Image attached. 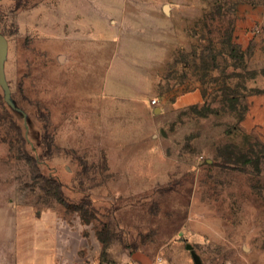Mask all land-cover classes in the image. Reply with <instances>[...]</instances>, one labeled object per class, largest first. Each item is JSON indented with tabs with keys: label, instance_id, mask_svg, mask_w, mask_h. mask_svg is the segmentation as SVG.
<instances>
[{
	"label": "rangeland",
	"instance_id": "374dc122",
	"mask_svg": "<svg viewBox=\"0 0 264 264\" xmlns=\"http://www.w3.org/2000/svg\"><path fill=\"white\" fill-rule=\"evenodd\" d=\"M0 32L19 221L53 208L107 264H195L186 243L202 264H264V139L241 126L264 92V0H0Z\"/></svg>",
	"mask_w": 264,
	"mask_h": 264
},
{
	"label": "crops",
	"instance_id": "0c3cea01",
	"mask_svg": "<svg viewBox=\"0 0 264 264\" xmlns=\"http://www.w3.org/2000/svg\"><path fill=\"white\" fill-rule=\"evenodd\" d=\"M241 126L264 139V92L250 96ZM24 206L5 200L0 192V264H107L96 254L80 252V244L71 238V224L58 221L53 208L27 204L30 218L19 221L17 213Z\"/></svg>",
	"mask_w": 264,
	"mask_h": 264
},
{
	"label": "trees",
	"instance_id": "16d2710c",
	"mask_svg": "<svg viewBox=\"0 0 264 264\" xmlns=\"http://www.w3.org/2000/svg\"><path fill=\"white\" fill-rule=\"evenodd\" d=\"M20 155L25 159L26 163L31 167L32 169L31 177L35 178L37 176H40L47 182L53 184L54 195L56 199L64 205H69V202L63 196L62 188H61L62 184L58 180H56L54 177L43 174L39 167L37 159L32 154L27 153V152H20Z\"/></svg>",
	"mask_w": 264,
	"mask_h": 264
},
{
	"label": "water",
	"instance_id": "95a60500",
	"mask_svg": "<svg viewBox=\"0 0 264 264\" xmlns=\"http://www.w3.org/2000/svg\"><path fill=\"white\" fill-rule=\"evenodd\" d=\"M165 10H167V5L164 6ZM6 52H7V40L0 32V84L2 85L4 89V98L5 100L10 103L13 106V102L10 98V90L8 87V84L5 80L4 72H3V67H4V59L6 57ZM186 248L190 250L191 257L194 261L195 264H202L200 257L198 253L194 250L192 245L190 243H186Z\"/></svg>",
	"mask_w": 264,
	"mask_h": 264
},
{
	"label": "built area",
	"instance_id": "2783aa9c",
	"mask_svg": "<svg viewBox=\"0 0 264 264\" xmlns=\"http://www.w3.org/2000/svg\"><path fill=\"white\" fill-rule=\"evenodd\" d=\"M154 101V100H153ZM161 259H159V261H160Z\"/></svg>",
	"mask_w": 264,
	"mask_h": 264
}]
</instances>
